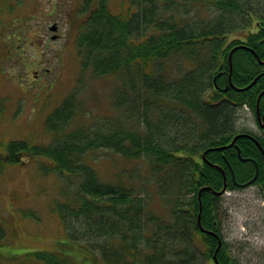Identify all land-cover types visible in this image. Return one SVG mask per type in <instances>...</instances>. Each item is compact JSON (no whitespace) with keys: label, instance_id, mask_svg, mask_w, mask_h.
Instances as JSON below:
<instances>
[{"label":"trees","instance_id":"16d2710c","mask_svg":"<svg viewBox=\"0 0 264 264\" xmlns=\"http://www.w3.org/2000/svg\"><path fill=\"white\" fill-rule=\"evenodd\" d=\"M91 2L83 0L86 14L75 48L82 71L116 78L114 113L96 123L83 121L71 90L45 117L48 142L10 139L0 164L21 163L26 155L47 159L43 170L56 171L64 184L56 204L62 227L108 264H240L222 238L215 191L223 187L222 170L230 190L237 188L232 172L238 183L254 175V163L239 159L238 146L242 157L255 160L254 183L264 197V155L247 135L207 151L206 159L202 152L228 144L237 133H251L237 130L236 120L244 105L256 113L264 74L244 90L228 84L230 76L234 85L245 86L264 68L249 49L264 57V10L256 19L252 0H128L120 12L108 0H95L88 10ZM237 45L249 48H236L230 66L228 56ZM258 105L264 108V94ZM253 135L264 149V130ZM101 148L147 164L166 216L140 194L146 185L129 183L119 173V180L99 177L85 155ZM206 185L211 188L201 191L199 202L198 189ZM201 227L221 238L216 252L218 237ZM31 255L46 264H75L56 252Z\"/></svg>","mask_w":264,"mask_h":264},{"label":"rangeland","instance_id":"374dc122","mask_svg":"<svg viewBox=\"0 0 264 264\" xmlns=\"http://www.w3.org/2000/svg\"><path fill=\"white\" fill-rule=\"evenodd\" d=\"M108 2L113 12L128 4V0ZM252 3L258 18L264 0ZM82 4L83 0H0V154L10 139L47 143L45 117L71 90L83 121L96 123L114 113L111 95L116 78L81 70L74 38L86 14L81 12ZM94 5L92 0L88 10ZM53 23L55 31L49 29ZM236 129L262 133L253 112L245 107L239 111ZM27 157L21 163L0 164V264H46L31 255L37 250L63 254L75 264H108L62 227L56 210L62 177L54 170H43L47 159ZM85 160L102 180L113 181L119 173L129 183L146 185L148 189L141 186L140 194L149 198L150 208L167 213L143 160L129 163L105 148L87 153ZM219 201L222 238L238 263L264 264L261 187L225 190Z\"/></svg>","mask_w":264,"mask_h":264},{"label":"water","instance_id":"95a60500","mask_svg":"<svg viewBox=\"0 0 264 264\" xmlns=\"http://www.w3.org/2000/svg\"><path fill=\"white\" fill-rule=\"evenodd\" d=\"M49 29L50 30H56L57 29V26H56V24L54 23V24H52L50 27H49ZM53 38L55 37L54 35L52 36ZM235 48H233L232 49V51L234 50ZM231 51V52H232ZM231 52L229 53V58L231 57ZM257 79V77L251 82V83H249L247 86H245V87H243V88H237V89H246V88H248L249 86H251L253 83H254V81ZM230 84L233 86V84L231 83V81H230ZM264 91H262L261 93H260V95L263 93ZM238 137V135L237 136H235L234 138H233V140L231 141V143L229 144V145H231V144H233L234 142H235V140H236V138ZM226 146H220V147H217V148H215V149H223V148H225ZM238 154H239V150H238ZM245 158H243V160H244ZM256 174H257V172H256ZM256 174H255V176L250 180V181H248V183H250V182H252L254 179H255V177H256ZM248 183H246V184H248ZM219 244H220V242H219ZM214 259L216 260V255L214 254Z\"/></svg>","mask_w":264,"mask_h":264},{"label":"flooded vegetation","instance_id":"af4514ba","mask_svg":"<svg viewBox=\"0 0 264 264\" xmlns=\"http://www.w3.org/2000/svg\"><path fill=\"white\" fill-rule=\"evenodd\" d=\"M261 59H264V57ZM263 65H264V63H263ZM262 72L264 74V68H263ZM255 118H256L257 123L261 124L264 128V108L261 110L259 109V113L255 114Z\"/></svg>","mask_w":264,"mask_h":264}]
</instances>
